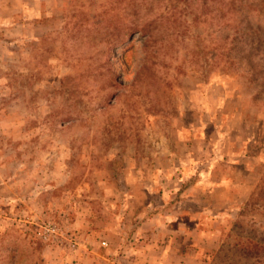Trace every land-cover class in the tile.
<instances>
[{
  "label": "rangeland",
  "instance_id": "374dc122",
  "mask_svg": "<svg viewBox=\"0 0 264 264\" xmlns=\"http://www.w3.org/2000/svg\"><path fill=\"white\" fill-rule=\"evenodd\" d=\"M235 4L0 0V264H264V0Z\"/></svg>",
  "mask_w": 264,
  "mask_h": 264
},
{
  "label": "trees",
  "instance_id": "16d2710c",
  "mask_svg": "<svg viewBox=\"0 0 264 264\" xmlns=\"http://www.w3.org/2000/svg\"><path fill=\"white\" fill-rule=\"evenodd\" d=\"M222 1H225V0H222ZM235 3H236V0H226V5L229 6V8H231V10H233L235 8V5H236ZM170 15L172 17L173 14H170ZM150 26H151L150 24H144V25H142V27H140L141 30H143L146 33V35L148 37L147 40H149V41L155 36L153 33V30L150 29Z\"/></svg>",
  "mask_w": 264,
  "mask_h": 264
}]
</instances>
